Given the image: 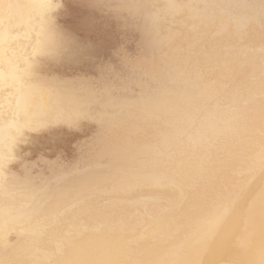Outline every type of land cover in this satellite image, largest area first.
I'll use <instances>...</instances> for the list:
<instances>
[{"label": "bare ground", "instance_id": "6f19581e", "mask_svg": "<svg viewBox=\"0 0 264 264\" xmlns=\"http://www.w3.org/2000/svg\"><path fill=\"white\" fill-rule=\"evenodd\" d=\"M140 1L152 68L174 88L133 111L129 168L114 160L37 210L8 165L28 134L72 121L40 71L70 43L55 0H0V264H264V53L230 29L208 40L217 22L175 0Z\"/></svg>", "mask_w": 264, "mask_h": 264}, {"label": "rangeland", "instance_id": "374dc122", "mask_svg": "<svg viewBox=\"0 0 264 264\" xmlns=\"http://www.w3.org/2000/svg\"><path fill=\"white\" fill-rule=\"evenodd\" d=\"M55 2L54 35L65 42L67 38L71 46L63 45L64 56L55 62L41 60L47 64L40 71L76 111L63 127L54 124L28 134L8 165L10 179L20 183L30 179L37 210L81 178L94 172L111 174L114 160L129 168L131 142L140 126L133 111L150 101L159 104L165 91L174 88L172 73L152 68L142 35L145 8L140 0L106 8L89 0ZM175 2L217 22L208 40L221 38L230 29L241 52L264 53V0H215L210 6L205 0ZM261 29V35L249 33ZM135 155L142 159L140 152Z\"/></svg>", "mask_w": 264, "mask_h": 264}]
</instances>
